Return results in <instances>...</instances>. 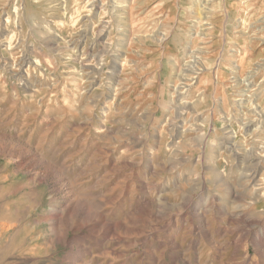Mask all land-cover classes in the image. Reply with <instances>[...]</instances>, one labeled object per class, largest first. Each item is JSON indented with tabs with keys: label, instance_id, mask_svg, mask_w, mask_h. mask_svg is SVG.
<instances>
[{
	"label": "rangeland",
	"instance_id": "obj_1",
	"mask_svg": "<svg viewBox=\"0 0 264 264\" xmlns=\"http://www.w3.org/2000/svg\"><path fill=\"white\" fill-rule=\"evenodd\" d=\"M262 177L264 0H0V264H264Z\"/></svg>",
	"mask_w": 264,
	"mask_h": 264
},
{
	"label": "clouds",
	"instance_id": "obj_2",
	"mask_svg": "<svg viewBox=\"0 0 264 264\" xmlns=\"http://www.w3.org/2000/svg\"><path fill=\"white\" fill-rule=\"evenodd\" d=\"M84 119L87 121H91V115H85ZM169 120H173V116L168 117ZM174 122V121H173ZM96 131L98 133H104L103 128H97ZM189 131H194L192 125H189L187 129H185V133ZM203 136V133H200V137ZM123 141L119 138H116L113 142L112 138H108L101 142V147L99 150H91L85 151L84 147H81L79 150L81 155L80 159L75 162L74 165L69 164V160L66 159L64 161L66 167H71L73 174H75L79 179H81L85 183H90L95 180L96 186H103V183H106L105 176L107 173L101 175V169L103 167V161L101 160V153H103L106 149H112L114 152L118 150V155L116 156L117 161L127 160L128 162L132 163L133 165H138L140 163V159L138 158L142 153L137 152L133 153L130 152L127 147H121ZM177 167H180V162L177 156ZM198 178L197 176L189 175V179L187 183L182 186H178L174 191H177L181 194H187L186 189L190 188L192 185L193 179ZM257 187H264V177H262V184L257 185ZM255 191V188L253 189ZM261 197L264 198V192H261ZM103 199V196L101 197ZM164 201L160 197H156V204L157 206L163 205ZM11 254V253H9Z\"/></svg>",
	"mask_w": 264,
	"mask_h": 264
},
{
	"label": "bare ground",
	"instance_id": "obj_3",
	"mask_svg": "<svg viewBox=\"0 0 264 264\" xmlns=\"http://www.w3.org/2000/svg\"><path fill=\"white\" fill-rule=\"evenodd\" d=\"M201 5H202V4H201ZM204 8H206V6H205ZM206 10H208V9H206ZM199 13H200V12H199ZM173 64H174V63H173ZM173 67H174V66H173ZM185 68H186V67H185ZM235 68H236V67H235ZM176 75H177V74H176ZM181 77H182V76H181ZM202 96H203V95H202ZM185 107H186V105H185ZM191 107H192V106H191ZM218 107H219V106H218ZM178 108H179V107H178ZM190 109H191V108H190ZM193 110H194V109H193ZM222 113H223V112H222ZM223 120H224V118H223ZM219 146H220V145H219ZM220 147H221V146H220ZM231 147H232V146H231ZM235 154L237 155V153H235ZM260 155H261V154H260ZM253 156H254V157H256V156L259 157V156L256 155V154H255V155L253 154ZM249 157H250V156H248L247 159H248ZM254 157H253V158H254ZM257 157H256V158H257ZM251 158H252V156H251ZM260 159H261V157H259V160H260ZM242 161H243V160H242ZM257 161H258V160H257ZM257 161H255V162H257ZM258 162H259V161H258ZM240 163H241V162H240ZM255 164H256V163H255ZM257 164H258V163H257ZM248 166H250V164L247 165V167H248ZM253 166H254V165H253ZM247 167H246V168H247ZM248 168H249V167H248ZM252 170H253V169H252ZM252 170H250V171H252ZM244 173H245V172H244ZM247 175H248V174H247ZM247 175H246V176H247ZM244 176H245V175H244ZM249 176H250V174H249ZM250 178H251V177H250ZM252 178H253V177H252ZM254 181H255V180H254ZM254 183H255V182H254ZM258 184H259V183H258ZM253 186H254V188H255L256 183H255V185H253ZM253 186H252V187H253ZM255 189H256V188H255ZM258 189H261V188L259 187Z\"/></svg>",
	"mask_w": 264,
	"mask_h": 264
}]
</instances>
